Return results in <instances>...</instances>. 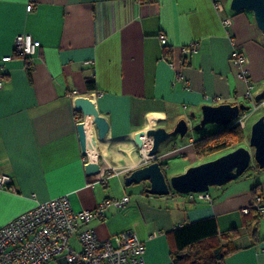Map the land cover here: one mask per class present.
<instances>
[{
	"label": "crops",
	"instance_id": "1",
	"mask_svg": "<svg viewBox=\"0 0 264 264\" xmlns=\"http://www.w3.org/2000/svg\"><path fill=\"white\" fill-rule=\"evenodd\" d=\"M231 1L0 0V175L11 178L0 187V227L62 195L76 211L111 200L105 216L91 225L103 239L136 232L146 245L147 264H172L174 230L209 217L219 234L232 228L241 233L238 249L224 264H264V212L256 237L245 229L250 216L244 212L255 201L258 183L264 205V168L213 186L211 199L196 201L174 191L149 194L148 182L125 183L133 169L149 163L148 147L135 143L136 133L159 126L172 130L182 118L192 127L204 104H251L247 91L256 95L264 88V34L253 12L232 10ZM227 17L231 25L225 24ZM20 33L41 42L31 62L15 53ZM193 42L198 51L185 53ZM235 46L249 57L246 78L238 76L240 68L231 60ZM6 55L13 58L3 61ZM178 71L185 80L178 79ZM90 78L95 90L88 89ZM96 90L104 93L95 104L110 129L85 155L78 132L84 113H75L73 93L89 96ZM87 129L97 135L92 122ZM188 133L161 144L156 158L165 170L173 157L187 160L170 176L166 170L167 177L195 164L193 142L204 133ZM90 160L101 166L94 181L85 168ZM124 196L129 201L116 205ZM51 264L68 263L59 257Z\"/></svg>",
	"mask_w": 264,
	"mask_h": 264
},
{
	"label": "built area",
	"instance_id": "2",
	"mask_svg": "<svg viewBox=\"0 0 264 264\" xmlns=\"http://www.w3.org/2000/svg\"><path fill=\"white\" fill-rule=\"evenodd\" d=\"M219 9L222 5L217 3ZM33 8V2L27 5V9ZM226 25L232 24V18L225 19ZM163 43L167 42L166 35H161ZM41 42L30 33H20L14 39L15 53L28 59L37 54ZM198 42H193L184 47L185 53L197 52ZM13 55H6L3 61H9ZM231 60L240 68L238 76L246 78L249 62L248 55L235 46ZM171 67L176 68V62L169 60ZM178 79L185 80V76L178 71ZM3 81L0 80V86ZM74 98L77 92L74 91ZM104 93L101 90L92 92L89 96L93 102ZM250 100L251 108L243 112L235 124L246 126L248 118L261 107H264V99L255 100V95L249 89L246 93ZM75 108V113L78 114ZM89 117V118H88ZM92 114L85 115L84 119L90 120ZM83 119V120H84ZM90 136V135H89ZM144 146L151 149L152 140H146ZM151 159V158H150ZM149 159V160H150ZM107 177H103L106 179ZM7 175H0V187L10 182ZM190 200L211 199L209 191L185 194ZM129 201L128 196L116 200L115 204L122 206ZM111 200H104L93 209L74 210L68 195H62L47 201L39 202L33 208L19 214L0 227V264H51L56 255L68 264H147L146 245L136 232L125 230L116 234L113 238L103 239L99 237L97 230L91 225L94 219L105 216V211L111 205ZM252 205L264 212L263 197L258 195ZM250 207H245L248 213ZM77 240L80 247L76 248L71 240Z\"/></svg>",
	"mask_w": 264,
	"mask_h": 264
},
{
	"label": "water",
	"instance_id": "3",
	"mask_svg": "<svg viewBox=\"0 0 264 264\" xmlns=\"http://www.w3.org/2000/svg\"><path fill=\"white\" fill-rule=\"evenodd\" d=\"M232 10L252 11L257 26L264 34V0H232ZM264 99V88L255 95V100ZM75 108L85 115L92 114L91 119L85 118L78 123V132L83 154H88L89 146H98V140H104L110 129V123L101 115L91 98L79 95L74 99ZM251 105L245 102L218 105L204 104L200 120L192 127L188 119L182 118L172 130L164 126L143 129L135 134L134 141L143 147L146 140H152L149 154L150 163L133 169L126 177V185L148 182L147 193L154 195H169L173 191L181 194L210 191L213 186H223L241 177L255 160L260 168H264V115L260 116L252 125L249 146L241 145L225 152L213 159L200 162L187 168L184 172L167 177L163 166L156 156L161 144L172 137H184L192 128L195 131L203 130L208 124L229 125L235 123L243 111L250 110ZM192 116L195 117L193 113ZM89 118V117H88ZM97 128V135L87 129L89 123ZM90 135V136H89ZM251 148H254V152ZM156 158V159H154ZM86 173L89 181L101 177V166L98 161L90 160L86 164Z\"/></svg>",
	"mask_w": 264,
	"mask_h": 264
},
{
	"label": "trees",
	"instance_id": "4",
	"mask_svg": "<svg viewBox=\"0 0 264 264\" xmlns=\"http://www.w3.org/2000/svg\"><path fill=\"white\" fill-rule=\"evenodd\" d=\"M166 53L171 54V50L168 49ZM87 86L89 90H95V79H88ZM218 126V130L205 133L193 142L198 159L228 152L246 141V131L241 125L233 123ZM250 168L251 166L247 170ZM163 170L166 173L164 167ZM260 186L258 183L253 188L254 199L258 195L262 196L259 193ZM247 215L250 217L245 229L252 237H256L260 228L261 210L251 205ZM174 235L176 247L171 251L172 264H224L225 258L238 249L236 240L241 233L238 228H232L219 234L216 220L209 217L177 227Z\"/></svg>",
	"mask_w": 264,
	"mask_h": 264
},
{
	"label": "rangeland",
	"instance_id": "5",
	"mask_svg": "<svg viewBox=\"0 0 264 264\" xmlns=\"http://www.w3.org/2000/svg\"><path fill=\"white\" fill-rule=\"evenodd\" d=\"M264 115V107H261L258 111H256L254 114H252L250 116V118H248L247 122H246V126L243 127L246 131V141L243 143V145H246V146H249V139H250V134H251V128H252V125L253 123L260 117ZM219 126L217 124H208L205 129L201 130V131H192L190 130L189 133H188V136L190 135H196V136H199L200 133H208V132H213V131H216L218 130ZM252 151L254 152V148H251ZM226 151H223V152H219V153H216L214 155H210L208 157H205L203 159H198L197 156H195L194 158V162L195 164H198L200 162H203V161H207V160H210V159H213L223 153H225ZM156 159V158H154ZM153 160V159H152ZM152 160H149V163L152 161ZM189 161V159H188ZM170 162V166L166 169L167 170V174L170 176V174L174 173V172H177L179 170V168H182V165L187 163V160L186 158H183V157H173L169 160ZM194 164V165H195ZM193 164H190L187 168H189L190 166H192ZM186 168V169H187ZM185 169V170H186ZM262 168L258 167L257 165V162L255 160L252 161V164H251V168L249 170H247L244 174L247 176V175H252L254 172L256 173L257 171H260ZM71 243L76 247V248H79L80 247V243L77 241V240H74L72 239L71 240ZM62 254H58L56 255V258H59L61 257Z\"/></svg>",
	"mask_w": 264,
	"mask_h": 264
},
{
	"label": "bare ground",
	"instance_id": "6",
	"mask_svg": "<svg viewBox=\"0 0 264 264\" xmlns=\"http://www.w3.org/2000/svg\"><path fill=\"white\" fill-rule=\"evenodd\" d=\"M146 148L145 146H143L141 149ZM152 156L149 154V149H147L146 151V158L150 159ZM178 193V192H175Z\"/></svg>",
	"mask_w": 264,
	"mask_h": 264
}]
</instances>
